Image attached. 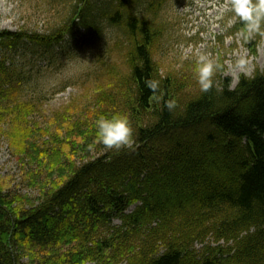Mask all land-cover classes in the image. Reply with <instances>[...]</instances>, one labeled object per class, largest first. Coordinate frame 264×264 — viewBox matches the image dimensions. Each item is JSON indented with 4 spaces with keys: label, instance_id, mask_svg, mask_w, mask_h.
<instances>
[{
    "label": "trees",
    "instance_id": "trees-1",
    "mask_svg": "<svg viewBox=\"0 0 264 264\" xmlns=\"http://www.w3.org/2000/svg\"><path fill=\"white\" fill-rule=\"evenodd\" d=\"M164 1L77 0L69 25L51 34H0V49L13 52L24 39L53 50L76 17L91 35H102L105 19L123 31L118 46L125 45L130 72L118 86L131 102L103 93L106 108L94 118L119 114L122 101L133 128L130 148L69 165L29 208L17 198L13 206L0 183V264H264V68L235 88L214 83L179 101L175 82L162 79L153 60ZM9 62L0 56V115L21 125L12 133L20 148L35 105L19 100L22 72ZM147 79L159 81L156 93ZM168 100L177 102L172 112ZM62 156L56 151L55 160ZM208 172L227 183L213 188Z\"/></svg>",
    "mask_w": 264,
    "mask_h": 264
},
{
    "label": "rangeland",
    "instance_id": "rangeland-1",
    "mask_svg": "<svg viewBox=\"0 0 264 264\" xmlns=\"http://www.w3.org/2000/svg\"><path fill=\"white\" fill-rule=\"evenodd\" d=\"M76 2L0 0V34L4 31L51 34L69 25ZM230 4L231 0H168L160 9L156 26L161 34L153 47V60L161 78L175 82V95L182 103L200 91L195 63L199 53L208 54L219 65L215 85L225 81L235 88L241 76L251 77L264 67V39L257 35L245 40L238 35L240 31L233 27L239 18ZM103 25L100 37L75 26L64 44L53 50L24 39L16 51L0 52L23 71L19 100H31L35 105L27 120L30 131L23 133L20 148L13 142L12 133L21 125L14 124L13 116L6 111L0 115V183L13 206L20 202L27 208L37 204L56 188L60 172L69 165L109 151L97 142L94 111L106 108L103 93H119L126 102H131L128 95H122L125 89L118 86L130 71L124 45L118 46L125 39L123 32ZM240 57L248 61L244 68L236 66ZM115 111L119 115L123 112L122 116L129 113L122 101ZM69 126L71 134L67 133ZM56 151L64 155L60 160H55ZM208 173L213 188L221 189L227 183ZM218 183L223 184L217 187ZM114 221L120 223L117 218ZM220 244L232 245L223 241ZM201 247L198 243L195 249Z\"/></svg>",
    "mask_w": 264,
    "mask_h": 264
},
{
    "label": "clouds",
    "instance_id": "clouds-1",
    "mask_svg": "<svg viewBox=\"0 0 264 264\" xmlns=\"http://www.w3.org/2000/svg\"><path fill=\"white\" fill-rule=\"evenodd\" d=\"M230 6L235 16L243 23V29L238 33L239 36L248 40L258 35L264 39V0H231ZM195 63L197 82L201 91L207 93L214 87V75L219 65L205 53L197 54ZM247 63L244 57L236 60L238 68H244ZM145 86L152 93H156L159 90V81L147 79ZM165 107L172 112L177 107V102L168 100ZM96 139L109 150L130 148L133 143V128L126 116L119 114L111 117L101 116L96 121Z\"/></svg>",
    "mask_w": 264,
    "mask_h": 264
},
{
    "label": "bare ground",
    "instance_id": "bare-ground-1",
    "mask_svg": "<svg viewBox=\"0 0 264 264\" xmlns=\"http://www.w3.org/2000/svg\"><path fill=\"white\" fill-rule=\"evenodd\" d=\"M209 5H211V4H209ZM215 11H213L212 13H214ZM27 125H28V121H27ZM30 127V126H29Z\"/></svg>",
    "mask_w": 264,
    "mask_h": 264
}]
</instances>
